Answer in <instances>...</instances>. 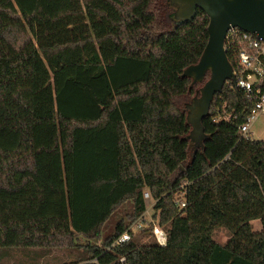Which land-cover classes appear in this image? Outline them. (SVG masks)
<instances>
[{
  "label": "trees",
  "instance_id": "16d2710c",
  "mask_svg": "<svg viewBox=\"0 0 264 264\" xmlns=\"http://www.w3.org/2000/svg\"><path fill=\"white\" fill-rule=\"evenodd\" d=\"M208 24L201 8L174 21L169 0H0V250L77 247L129 202L79 264H264V140L237 130L253 102L225 84L207 137H190L210 71L198 82L184 71ZM145 191L167 244L149 222L112 246L145 211ZM218 225L233 231L225 244Z\"/></svg>",
  "mask_w": 264,
  "mask_h": 264
},
{
  "label": "water",
  "instance_id": "95a60500",
  "mask_svg": "<svg viewBox=\"0 0 264 264\" xmlns=\"http://www.w3.org/2000/svg\"><path fill=\"white\" fill-rule=\"evenodd\" d=\"M177 7L179 23L192 21L198 8L209 16V40L197 64L185 69L184 75L194 82L202 81L210 71V78L193 101L188 114L192 126L190 137L202 141L207 137L203 118L210 114L215 96L223 91L226 82L234 77V67L225 49L227 33L231 28L264 36V0H171ZM171 5V6H172Z\"/></svg>",
  "mask_w": 264,
  "mask_h": 264
},
{
  "label": "built area",
  "instance_id": "2783aa9c",
  "mask_svg": "<svg viewBox=\"0 0 264 264\" xmlns=\"http://www.w3.org/2000/svg\"><path fill=\"white\" fill-rule=\"evenodd\" d=\"M225 49L228 52L236 51L237 62L234 67V77L226 82L231 88L238 89L246 93L249 100L253 102L250 115L247 122L238 126L239 134L246 137H251L250 131L253 122L261 115H264V36L245 32L240 28H231L225 40ZM228 120L222 114L216 115L213 120L221 121ZM175 203L179 208H185L187 205L186 192L184 187H181L175 194ZM146 209L141 216L132 222L126 230H124L113 241L112 246H120L131 237V231H142L147 227L149 222L154 223L152 231H150L157 241L165 246L167 244L166 231L156 224L153 220V214L150 210L153 209L155 200L152 198L149 191L144 192ZM122 261L125 258L121 259Z\"/></svg>",
  "mask_w": 264,
  "mask_h": 264
},
{
  "label": "rangeland",
  "instance_id": "374dc122",
  "mask_svg": "<svg viewBox=\"0 0 264 264\" xmlns=\"http://www.w3.org/2000/svg\"><path fill=\"white\" fill-rule=\"evenodd\" d=\"M172 5L171 0H169ZM173 18L177 21L175 12L177 7L172 5ZM252 138L264 140V115H261L253 122L251 126L250 134ZM192 145V149H193ZM131 211V203H126L115 211L110 218L105 222L101 229V235L99 238H87L83 235H77L76 243L77 247L74 248H30L29 250H23L19 248H13L4 252L0 250V264H79L83 258L88 256L86 252V245H102L104 240L114 233L116 224L121 219H126L127 214ZM151 215L153 209L150 210ZM250 226L253 231H259L262 229V222L260 219H255L250 222ZM140 236L141 231L136 232ZM233 231L227 226L218 225L213 229V239L219 243L225 244L232 237ZM145 240L146 238L143 237Z\"/></svg>",
  "mask_w": 264,
  "mask_h": 264
},
{
  "label": "crops",
  "instance_id": "0c3cea01",
  "mask_svg": "<svg viewBox=\"0 0 264 264\" xmlns=\"http://www.w3.org/2000/svg\"><path fill=\"white\" fill-rule=\"evenodd\" d=\"M7 250H9V249H7ZM4 252H8V251H6V250H3Z\"/></svg>",
  "mask_w": 264,
  "mask_h": 264
}]
</instances>
